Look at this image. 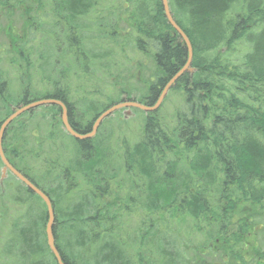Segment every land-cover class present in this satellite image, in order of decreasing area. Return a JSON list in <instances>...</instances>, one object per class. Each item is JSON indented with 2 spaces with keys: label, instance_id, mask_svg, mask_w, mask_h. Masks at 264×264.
Returning a JSON list of instances; mask_svg holds the SVG:
<instances>
[{
  "label": "trees",
  "instance_id": "obj_1",
  "mask_svg": "<svg viewBox=\"0 0 264 264\" xmlns=\"http://www.w3.org/2000/svg\"><path fill=\"white\" fill-rule=\"evenodd\" d=\"M117 1L126 15L125 21L133 28L137 51L152 57L156 66L155 79L144 96L125 100L153 106L167 82L185 64L187 48L168 23L161 0ZM62 2L66 13L63 17L71 23L86 16L92 4L86 0ZM0 3L5 5V0ZM169 4L176 22L193 45V70L184 73L171 88L183 94L173 119L165 121L159 110L143 112L145 119L139 136L134 143L123 142L122 167L125 175L134 180L136 190L121 194L120 185L112 191L109 183L93 186L92 182L88 198L64 204V196L77 185H68L62 190L46 189L12 159L13 164L51 198L55 210V242L66 264H182L178 258L165 253L168 248L154 256L152 243L158 239L160 231L171 229L174 224L190 223L189 233L194 234L203 233V229L214 225L215 229L213 226L204 233L207 241L218 246L216 235L223 233V229L235 232L231 224L234 216L241 215L238 212L250 214L248 210L251 211L253 229L258 228L256 219L264 226V0H169ZM68 21V28H73ZM79 27L75 25L81 32ZM80 36L68 37L69 51L76 57L84 51ZM7 38L17 52L20 47L15 36ZM20 56L29 74L23 79L29 83L32 64L27 57ZM62 84L56 81L54 90L43 96L24 90L17 104L46 98L61 100L68 108L73 129L84 134L90 132L96 118L115 103L97 110L98 105L96 108L88 106L83 109L82 117L76 119L75 108L69 101V88ZM0 85L6 87L5 83ZM51 109L49 128L63 126L61 108L52 105ZM12 112L5 113L0 125ZM12 126L13 123L5 133L3 144ZM57 136L49 134L48 138L55 142ZM65 136L74 144L76 155L87 162L95 158L96 138L76 140L67 132ZM22 138H15L19 145L27 142ZM60 139L63 140V136ZM37 141L38 138L35 143L40 145ZM4 149L9 158L11 155L5 146ZM12 154L21 157L19 149ZM98 154H101L99 159L103 158L100 151ZM183 164L198 169L187 172L189 177L195 178L194 182H185L179 177ZM65 174L68 181L72 179L68 170ZM212 186L216 187L217 199L213 206L210 203ZM26 191L41 200L31 190ZM140 206L145 215L143 228L138 229L135 238H130L124 233L129 232L126 218L136 214ZM47 220L44 208L37 230L22 228L17 235L27 247L25 255L30 258V252L33 255L30 264H58L47 243ZM247 222L249 220L245 219L242 224ZM106 224L111 233L101 229V225ZM239 237L233 240L242 242L243 236ZM71 238L75 239L74 243L69 242ZM217 240L223 241L220 237ZM129 251L137 256L135 263L127 256ZM193 257L201 258L197 253ZM198 259L194 264H202Z\"/></svg>",
  "mask_w": 264,
  "mask_h": 264
},
{
  "label": "rangeland",
  "instance_id": "obj_2",
  "mask_svg": "<svg viewBox=\"0 0 264 264\" xmlns=\"http://www.w3.org/2000/svg\"><path fill=\"white\" fill-rule=\"evenodd\" d=\"M62 1L5 0V5L0 3V84H6V87L0 85V119L20 105L17 103L22 91L28 90L34 96H43L54 90L56 81H62L68 86L69 101L75 108V118L80 119L83 109L85 111L88 106L96 108L98 105L97 110L111 102H121L127 97L142 98L150 82L155 79V63L152 57L137 51L133 28L130 22L125 21L126 15L121 12L117 0H86L92 3L90 7L94 6L89 7V13L79 17V21L74 23L63 17L66 13ZM67 21L73 28H68ZM75 25H80L81 32ZM7 36H15L17 39V47H20L17 52L11 47ZM69 36H80L83 55L76 57L73 51H69ZM20 55L27 57L32 64L29 67L30 84L23 79L29 74ZM4 96L6 101L3 100ZM182 101L181 91L169 90L157 109L161 118L170 122ZM51 106L36 108L13 122L4 146L20 167L28 170L46 189L54 187L62 190L68 185H77L69 195L62 198L64 204H74L84 200L86 196L88 198L90 189L96 185L109 183V190L112 191L120 185L121 194L137 189L134 180H130L124 173L121 156L123 146L134 143L139 136L145 119L144 111L121 108L108 117L94 136L103 158L99 159L101 154L97 151L95 158L87 162L82 156L75 154L76 148L65 136L66 131L62 125L55 129L49 128L52 116L50 113H53ZM54 133L59 136L55 142L48 138L49 134ZM22 136L28 143L19 145L15 138ZM62 136L63 140L60 139ZM37 138L40 145L35 143ZM61 141L63 145L60 144ZM18 149L21 157H14L12 153ZM3 167L0 158V264H30L33 255L30 251L31 258L25 255L27 247L21 244L18 234L22 228L37 230L46 207L43 206V201L31 197L26 191L27 187H22L15 176L8 172L2 177ZM192 169H196V166H182L179 177H183L185 182H194L195 178L187 175ZM66 170L73 180L65 178ZM177 186L179 187L178 184ZM212 190L210 203L213 206L217 200L216 187L212 186ZM248 211L250 214L242 211L238 212L241 215L233 217V223H230L234 224L235 232L223 229V233L216 235L217 239H223L221 242L215 239L218 246L207 241L204 233L214 225L203 229V233L190 234V223L174 224L171 229L162 230L158 233L159 237L156 236L158 239L152 243L154 256H158L159 250L168 248L164 250L165 253L178 258L182 264H194V260L198 259L193 257L195 253L201 256L199 259L202 264H264V226L259 223L261 220L256 219L258 228L253 229V215ZM126 219L129 232L124 233L135 238L138 229L143 228L145 215L142 207ZM245 219L249 222L243 225L242 221ZM161 222L164 225L165 219ZM105 226L101 225V229L105 233H111L108 226ZM240 235L243 236L242 242L233 240L240 238ZM74 241L71 238L69 242ZM150 244L151 242L146 245ZM127 256L132 262L137 261V256L132 251L127 252Z\"/></svg>",
  "mask_w": 264,
  "mask_h": 264
},
{
  "label": "water",
  "instance_id": "obj_3",
  "mask_svg": "<svg viewBox=\"0 0 264 264\" xmlns=\"http://www.w3.org/2000/svg\"><path fill=\"white\" fill-rule=\"evenodd\" d=\"M161 2H162V6H163L165 16L167 18L168 23L174 28L176 33L180 36L181 41L185 44L187 48L188 55H187V60L185 64L183 65V67L167 82L160 96L158 97L156 103L153 106H148V105L142 104L137 101L119 102L117 104L112 105L105 111H103L94 121L91 131L83 134V133H78L71 126L70 121H69L68 108L64 102L58 99L46 98V99H40V100L33 101L28 104L19 106L0 125V158L4 164V167L2 170L3 172L2 177H4L8 171L11 172L21 183H23L29 190H31L36 195H38L41 198V200L44 202L46 209H47V217H48L47 224H46L47 243L58 264H66V263L64 262L56 246V242H55V236H54V231H53V227L55 223V210L52 204V200L43 190L37 187L27 176H25L20 170H18L11 164V162L5 155V152L3 149L4 135L6 133V130L10 126V124L16 118L20 117L22 114L26 112L32 111L41 106H49V105L59 106L62 111L61 119H62L63 127L65 128V130L67 131L69 135H71L77 140H86V139L93 138L96 135L102 122L106 118H108L110 115H112L114 112H116L117 110L121 108H138L146 112L157 110L159 106L161 105L162 101L164 100L165 96L169 92V90H171V88L175 86L179 78L184 73L193 70L192 62H193V57H194V50H193V45L191 43V40L186 34V32L176 22L171 12V9H170L169 0H161Z\"/></svg>",
  "mask_w": 264,
  "mask_h": 264
},
{
  "label": "flooded vegetation",
  "instance_id": "obj_4",
  "mask_svg": "<svg viewBox=\"0 0 264 264\" xmlns=\"http://www.w3.org/2000/svg\"><path fill=\"white\" fill-rule=\"evenodd\" d=\"M13 110H14V108H13ZM11 159V160H10ZM9 160L11 161V163L13 164L14 162L12 161V157H9ZM14 166V165H13Z\"/></svg>",
  "mask_w": 264,
  "mask_h": 264
}]
</instances>
